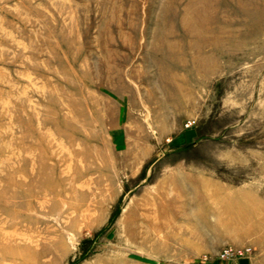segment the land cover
<instances>
[{"label":"rangeland","instance_id":"rangeland-1","mask_svg":"<svg viewBox=\"0 0 264 264\" xmlns=\"http://www.w3.org/2000/svg\"><path fill=\"white\" fill-rule=\"evenodd\" d=\"M0 264H264V0H0Z\"/></svg>","mask_w":264,"mask_h":264},{"label":"built area","instance_id":"built-area-1","mask_svg":"<svg viewBox=\"0 0 264 264\" xmlns=\"http://www.w3.org/2000/svg\"><path fill=\"white\" fill-rule=\"evenodd\" d=\"M238 253H239V255H242L241 252H238ZM232 254H234V253H233L231 250L226 249V250H224V251L222 252L221 257H222V258H227L228 256H230V255H232Z\"/></svg>","mask_w":264,"mask_h":264}]
</instances>
